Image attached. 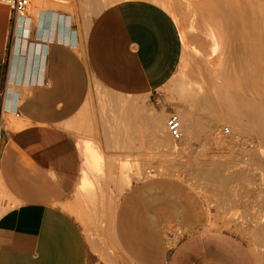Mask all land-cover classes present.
Wrapping results in <instances>:
<instances>
[{
    "label": "crops",
    "instance_id": "0c3cea01",
    "mask_svg": "<svg viewBox=\"0 0 264 264\" xmlns=\"http://www.w3.org/2000/svg\"><path fill=\"white\" fill-rule=\"evenodd\" d=\"M34 1L27 17L0 2V264H88L96 239L78 214L83 142H102L85 117L90 87L150 99L177 70L183 39L175 15L153 0ZM208 35L219 47L218 32ZM115 189L110 264H256L240 237L205 219L163 220L144 180ZM135 194L146 219L133 217ZM139 226L157 263L134 254Z\"/></svg>",
    "mask_w": 264,
    "mask_h": 264
},
{
    "label": "rangeland",
    "instance_id": "374dc122",
    "mask_svg": "<svg viewBox=\"0 0 264 264\" xmlns=\"http://www.w3.org/2000/svg\"><path fill=\"white\" fill-rule=\"evenodd\" d=\"M172 1L170 12L186 35L173 76L150 99L97 82L90 87L85 117L95 120L102 142L97 148L84 141L83 154L85 146L96 149L103 171L92 174L85 159L83 176L96 189L92 203L78 213L81 220L89 218L85 233L97 243L90 246L88 264H110L112 248L104 236L123 192L115 188L142 180L153 188L148 205L163 220L179 212L205 219L201 226L237 235L255 263L264 264V0ZM209 29L218 32L219 47L211 46ZM170 113L186 124L177 140L166 132ZM86 129L92 131L90 122ZM133 202V217L146 219L147 203L136 194ZM167 233L175 240L180 235L175 227ZM130 235L141 243L135 256L157 263L141 226Z\"/></svg>",
    "mask_w": 264,
    "mask_h": 264
},
{
    "label": "bare ground",
    "instance_id": "6f19581e",
    "mask_svg": "<svg viewBox=\"0 0 264 264\" xmlns=\"http://www.w3.org/2000/svg\"><path fill=\"white\" fill-rule=\"evenodd\" d=\"M153 1H155V2H157V3H159L160 5H162L165 9H167V10H169V11H171V7H173L174 6V3H173V1L172 0H153ZM190 5V4H189ZM190 7H191V5H190ZM193 12V11H192ZM181 30H183V29H181ZM183 32H184V34H185V31H182L181 32V36H182V39L184 38V36H186V35H184L183 34ZM217 34V33H216ZM216 37H218V35L216 36ZM184 40V39H183ZM95 84V83H94ZM182 88V87H181ZM119 95V94H118ZM118 98H119V96H118ZM125 99H129V98H125ZM142 101V100H141ZM139 102V101H138ZM124 103V102H123ZM126 106H128V105H126ZM138 108V107H137ZM126 109V108H125ZM139 111V110H138ZM140 113V112H139ZM154 119V118H153ZM181 123H182V121H181ZM157 125V124H156ZM183 125H184V122L182 123V130H183ZM186 125V124H185ZM184 125V126H185ZM189 125V127H187L186 126V128H191V124H188ZM157 127V126H156ZM157 131V133H159V135L161 136V141H165L164 143H166L167 141H166V137H164L163 136V133H161V132H164V130L163 129H159V128H157L156 129ZM182 133H183V131H182ZM156 135V134H155ZM158 135V136H159ZM157 136V135H156ZM232 136H234V135H232ZM166 138V139H165ZM155 141V140H154ZM163 142H161V143H163ZM248 143H250V142H248ZM176 150H179V148L177 147L176 148ZM84 156H85V159H86V161H87V163H88V165H89V169H90V171H91V173L92 174H94L95 172H98L99 174H102V171H103V168H102V160H101V158L98 156V154L96 153V152H94L93 150H91L90 148H88L87 146L85 147V149H84ZM91 157H94L95 158V160H96V162H94V161H92L91 160ZM130 165V164H129ZM129 171V170H128ZM111 174V173H110ZM138 174V173H137ZM133 175V174H132ZM110 176V175H109ZM135 176V175H134ZM94 177V176H93ZM80 190H81V192H80V194H81V203L84 205L83 207H85V206H89L90 205V203H92V195L95 193V187H94V184H91L89 181H88V179H87V177H86V175L84 174V176H83V179H82V183H81V185H80V188H79ZM78 206V205H77ZM111 206V205H110ZM111 208H112V206H111ZM83 209V208H82ZM79 210V209H78ZM81 211V210H80ZM84 211V210H83ZM85 211L87 212V210L85 209ZM81 214H82V211H81ZM84 214H86V213H84ZM108 215H109V213H108ZM81 216V215H80ZM111 217V216H110ZM81 218H82V216H81ZM80 218V219H81ZM83 222V221H82Z\"/></svg>",
    "mask_w": 264,
    "mask_h": 264
},
{
    "label": "built area",
    "instance_id": "2783aa9c",
    "mask_svg": "<svg viewBox=\"0 0 264 264\" xmlns=\"http://www.w3.org/2000/svg\"><path fill=\"white\" fill-rule=\"evenodd\" d=\"M1 3L6 4L11 12L20 17H27L30 8V0H0ZM166 132L174 140L182 136L181 118L176 113H170L165 122ZM228 132V128H225ZM249 144V143H248Z\"/></svg>",
    "mask_w": 264,
    "mask_h": 264
}]
</instances>
